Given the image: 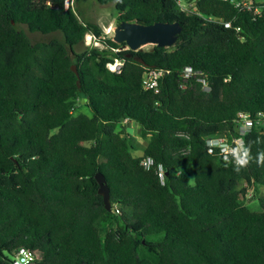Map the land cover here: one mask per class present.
Segmentation results:
<instances>
[{
	"label": "trees",
	"instance_id": "trees-1",
	"mask_svg": "<svg viewBox=\"0 0 264 264\" xmlns=\"http://www.w3.org/2000/svg\"><path fill=\"white\" fill-rule=\"evenodd\" d=\"M95 1L117 24L181 31L131 51L64 0H0V264L21 248L30 264H264V196L244 202L246 186L264 188V2ZM88 34L101 47L77 52ZM153 70L157 92L143 85ZM124 120L147 140L140 157ZM222 137L226 158L208 145Z\"/></svg>",
	"mask_w": 264,
	"mask_h": 264
},
{
	"label": "rangeland",
	"instance_id": "rangeland-1",
	"mask_svg": "<svg viewBox=\"0 0 264 264\" xmlns=\"http://www.w3.org/2000/svg\"><path fill=\"white\" fill-rule=\"evenodd\" d=\"M257 1L264 2V0H257ZM181 5L183 6V8L186 7V4L183 1L181 2ZM113 7H114L113 3L107 5H100L95 0H73V8L76 11L79 10L84 19L99 25L102 28L103 32L108 34L109 36H112V30L114 26L117 24L116 19L113 17V12H114ZM29 35L34 40L39 39L38 35H34V34H29ZM92 45H97L101 47L100 44L95 43L91 35L88 34L85 36L83 43L76 48V51L77 52L84 51L87 48L91 47ZM152 47L153 45L147 44L145 46H142L141 49L147 50V49H151ZM78 110L86 113L87 115L91 114L90 111L84 106L78 107ZM122 129L124 130L125 135L128 136L129 142L134 146L133 150L131 151L132 155L133 156L141 155L143 151V147L145 146L147 140L142 137L140 126L135 122L130 121L127 123H123ZM190 182L191 183L193 182L192 177L190 179ZM246 188L248 190L245 194L244 202L248 206H250V208L258 209V202L256 199V195L264 196V188H258L257 193H254L252 187L246 186ZM157 239L158 237L153 238V240H157Z\"/></svg>",
	"mask_w": 264,
	"mask_h": 264
},
{
	"label": "water",
	"instance_id": "water-1",
	"mask_svg": "<svg viewBox=\"0 0 264 264\" xmlns=\"http://www.w3.org/2000/svg\"><path fill=\"white\" fill-rule=\"evenodd\" d=\"M181 27L177 22H154L149 25L138 22L121 21L116 24L112 30V40L116 43H125L131 51H136L147 44L158 47H173L177 41V35ZM135 60L141 61L140 58L134 57ZM76 74L75 65L71 67ZM86 99L82 98L81 103ZM95 180L98 183V194L102 197L104 208L110 211V193L102 174L96 173Z\"/></svg>",
	"mask_w": 264,
	"mask_h": 264
},
{
	"label": "built area",
	"instance_id": "built-area-1",
	"mask_svg": "<svg viewBox=\"0 0 264 264\" xmlns=\"http://www.w3.org/2000/svg\"><path fill=\"white\" fill-rule=\"evenodd\" d=\"M70 7H73V0H64V9H68ZM223 25L225 27H228L229 23L226 22ZM122 65H123V61L118 58H114L113 61L106 63V67L110 71L116 73H119L121 71ZM163 73L164 71H154V70L146 73L143 78L144 87L146 89H151L157 92L158 79L161 75H163ZM190 73H191V68L189 67L185 68L184 74L188 76ZM127 121L128 120H124V123H126ZM251 124L252 123L250 119L246 115L239 113L238 130L241 133L247 131L251 127ZM232 142L235 143L239 148V150L242 151V140L234 139ZM208 145L219 147L220 152L224 156V158H226L227 154H230L234 151V148L228 143V140L224 137L210 140L208 142ZM209 152H212L211 148H209ZM140 165H142L145 168H149L152 165V160L149 157H145L141 159ZM157 175L161 179L163 178L164 171L161 168V166H158ZM32 259H33L32 253L28 249L21 248L19 249L17 254L13 257L12 264H30Z\"/></svg>",
	"mask_w": 264,
	"mask_h": 264
},
{
	"label": "clouds",
	"instance_id": "clouds-1",
	"mask_svg": "<svg viewBox=\"0 0 264 264\" xmlns=\"http://www.w3.org/2000/svg\"><path fill=\"white\" fill-rule=\"evenodd\" d=\"M247 163H248V161L245 160L241 166H244ZM258 163H264V154H261V156L259 157Z\"/></svg>",
	"mask_w": 264,
	"mask_h": 264
},
{
	"label": "crops",
	"instance_id": "crops-1",
	"mask_svg": "<svg viewBox=\"0 0 264 264\" xmlns=\"http://www.w3.org/2000/svg\"><path fill=\"white\" fill-rule=\"evenodd\" d=\"M127 122H128V121H127ZM127 122H126V123H127ZM145 146H146V144H145ZM145 146H144V147H145ZM144 147H143V148H144ZM142 154H143V151H142ZM142 154H141V155H139V156H136V157H140V156H142Z\"/></svg>",
	"mask_w": 264,
	"mask_h": 264
},
{
	"label": "bare ground",
	"instance_id": "bare-ground-1",
	"mask_svg": "<svg viewBox=\"0 0 264 264\" xmlns=\"http://www.w3.org/2000/svg\"><path fill=\"white\" fill-rule=\"evenodd\" d=\"M108 31V30H107ZM89 37V36H88ZM87 38V37H86ZM89 40V39H88Z\"/></svg>",
	"mask_w": 264,
	"mask_h": 264
}]
</instances>
